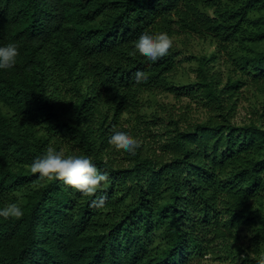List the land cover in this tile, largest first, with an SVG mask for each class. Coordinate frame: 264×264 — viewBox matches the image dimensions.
<instances>
[{"label": "trees", "instance_id": "1", "mask_svg": "<svg viewBox=\"0 0 264 264\" xmlns=\"http://www.w3.org/2000/svg\"><path fill=\"white\" fill-rule=\"evenodd\" d=\"M140 31L169 54L132 55ZM10 41L0 205L24 215L0 218V264H264V0H0ZM48 147L93 156L97 193L32 172Z\"/></svg>", "mask_w": 264, "mask_h": 264}, {"label": "clouds", "instance_id": "2", "mask_svg": "<svg viewBox=\"0 0 264 264\" xmlns=\"http://www.w3.org/2000/svg\"><path fill=\"white\" fill-rule=\"evenodd\" d=\"M173 45L171 36L166 31H140L130 49V53L142 54L146 61L154 62L169 54ZM19 56L18 44L15 41L0 44V69H11ZM133 80L145 81L148 74L144 69L133 73ZM108 139L128 153L135 154L139 147L138 139L130 131L114 127ZM31 171L38 173L41 179H60L65 185L71 186L79 194L87 197L97 193L98 186L108 176L106 170L98 168L93 156L80 154H64L54 147H48L40 155L33 157ZM105 194H99L94 202L103 203ZM24 215L19 200L12 199L0 205V218H19Z\"/></svg>", "mask_w": 264, "mask_h": 264}, {"label": "rangeland", "instance_id": "3", "mask_svg": "<svg viewBox=\"0 0 264 264\" xmlns=\"http://www.w3.org/2000/svg\"><path fill=\"white\" fill-rule=\"evenodd\" d=\"M183 63H182V65L183 66H185V67H187L188 66V64L187 63H185L184 61H182ZM193 76V74H190V77H192ZM182 102H184V101H182ZM244 106H245V104H244ZM244 114H245V110H244V108L243 107H240L239 108V113H238V116H237V120L238 121H241L242 120V118L244 117ZM200 116V115H199ZM201 117V116H200ZM216 264V263H215Z\"/></svg>", "mask_w": 264, "mask_h": 264}]
</instances>
